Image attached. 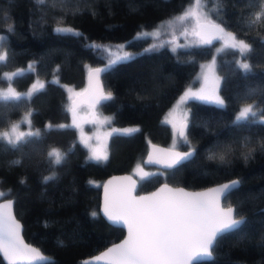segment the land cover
I'll return each mask as SVG.
<instances>
[{"label":"trees","instance_id":"16d2710c","mask_svg":"<svg viewBox=\"0 0 264 264\" xmlns=\"http://www.w3.org/2000/svg\"><path fill=\"white\" fill-rule=\"evenodd\" d=\"M192 1L46 0L36 5L33 0H0V45L6 56L0 60V84L10 80L7 73L23 68L11 78L18 89L43 80L18 100L0 99V190L11 197L26 241L53 258L43 264H81L123 236L124 230L105 220L98 207L101 182L124 171L138 177L140 192L160 182L199 189L238 178L240 185L223 203L233 204L236 216H244L245 222L222 233L212 259L193 264H264V123L234 120L239 106L248 101L264 112V18L248 23L260 11L258 0H201L205 13L251 45L253 52L241 55L226 46L216 51L223 106L186 99L188 124L184 137L177 135V146L193 148L194 156L167 170L150 167L154 171L148 175L135 173L139 166L149 167L142 165L149 142L173 141L164 114L187 85L196 83L199 63L211 59L216 49V40L175 50L164 33L158 38L136 35L185 11ZM68 25L82 35L54 31ZM118 41L126 42L132 55L105 68L102 45ZM238 60H247L250 69H241ZM98 65L105 96L111 93L112 99L97 106L117 125L139 126L131 133L113 132L103 160L89 158L73 126H46L48 121L69 120L71 97L64 84L78 91L88 67ZM26 110L40 135L27 136L14 147L1 131ZM52 149L64 154L61 163L48 156ZM0 264H6L1 257Z\"/></svg>","mask_w":264,"mask_h":264},{"label":"snow or ice","instance_id":"6c2138e0","mask_svg":"<svg viewBox=\"0 0 264 264\" xmlns=\"http://www.w3.org/2000/svg\"><path fill=\"white\" fill-rule=\"evenodd\" d=\"M33 2L36 5H44L46 0H33ZM258 3L260 11L255 13L254 19L248 22L249 25L255 24L264 18V0H258ZM196 4L199 6L200 0H196ZM192 15H195V13L187 11L183 15L176 17V19L185 20ZM211 27L226 36V47L238 49L241 55H249L253 52L251 45L244 40H238L233 33H225L220 25L212 24ZM11 30L10 28L9 31ZM54 31L74 36L82 35L70 27H57ZM2 39L3 37L0 36V40ZM89 47L100 48L97 45H90ZM120 47L123 48L124 46L121 45ZM131 55L125 52L122 56H117L116 59H109L105 68H110L118 62L126 61ZM4 59H6V56L0 55V60ZM239 67L248 71L250 64L240 63ZM101 71L102 69H96L97 73ZM33 87L35 89V86ZM187 95L186 93L184 97H181V100H184ZM19 98L20 94L13 89H9L7 93H0V99L4 101L18 100ZM110 99H112L111 93L100 97V100ZM215 102L220 105L224 104L223 99L218 96L215 97ZM257 115L262 117L261 123H264V112H258L254 108V104H248L239 111L236 120H248L249 118H255ZM13 131H15V126H13ZM125 131L132 132L135 130L129 129ZM180 134L181 136L184 135L183 130H181ZM4 135L8 144L15 147L24 141L27 136H39L40 133L38 131L35 133H20L15 139L8 136V134ZM261 146L264 147V144ZM193 152L194 150H190L177 154L168 167H173L187 160L193 155ZM63 155L58 149H52L48 153L49 157L54 158L52 162L56 164L61 163ZM210 158H215V156ZM224 158V155L219 157L220 160H224ZM91 159H107V155L94 152ZM13 163L19 162L15 161ZM49 179L51 177H45V180ZM239 184L240 181L233 180L218 188L211 189L210 191L215 193L211 202L201 199L202 194L188 197V194L180 189L176 190L174 196L170 198L153 200L146 204L141 203L149 200V198L145 197H141L140 202L127 201L122 204L118 211L112 208L106 196L104 215L112 223H119L123 220L127 224L129 231L127 240L107 250L105 255L111 257L109 264H186L187 260H191L196 256L203 255L211 258L213 245L221 234L234 230L245 222L244 217L235 218V209L229 207L227 210H223L219 207V201L230 195ZM165 190L168 192L173 191L168 189L167 185L161 189L162 192ZM155 195L153 194V196ZM10 205L11 202H9ZM92 215L96 216L97 213L93 212ZM19 228L20 225L14 219L9 218L6 221L4 213L0 212V253L10 258L9 264H16L15 258L26 254H32L29 264L45 259L40 256L36 249L21 246L18 238Z\"/></svg>","mask_w":264,"mask_h":264},{"label":"rangeland","instance_id":"374dc122","mask_svg":"<svg viewBox=\"0 0 264 264\" xmlns=\"http://www.w3.org/2000/svg\"><path fill=\"white\" fill-rule=\"evenodd\" d=\"M187 11H192L195 15L189 16L185 20H178L176 17L183 15ZM206 20L207 22L215 21L211 19L203 9L202 2L200 0L199 6L196 4V0H193L188 8L185 11L180 12V14L176 16H172L167 20H162L156 27H150L149 29H140L136 36L143 35V36H153V38H158L157 36L160 33H164L167 37L169 42V47L172 49L181 48L182 46H191L192 44H203L201 38L196 35L197 23L199 21ZM69 27V25L67 26ZM72 28V27H70ZM74 29V28H72ZM75 30V29H74ZM225 33H229L225 30ZM3 37V34H0ZM237 38V37H236ZM239 40V38H237ZM1 42V40H0ZM123 45L124 47L121 48L120 46ZM226 46V36L222 34L221 38L218 40L216 39L215 44V51L211 59H205L199 63V67L196 73V83L194 85H187L179 96L174 100V104H172L169 109L166 110L163 121L167 122L172 130L173 141L170 143L171 147L177 146V130L180 125V122L185 120L188 115V109L186 106V99L187 98H199V100H207L210 103L215 102V97L218 96L219 98L223 99L220 96L217 84L220 81V76L217 69L214 67L215 61V54L217 50L223 49ZM103 51L106 55V63H108L109 59H116L117 56H122L125 52L130 53V49L126 48V42L118 41V43H108L102 45ZM132 53V52H131ZM130 53V54H131ZM5 50L0 45V55H4ZM238 63H247V60H238ZM105 66V65H104ZM24 69V68H23ZM23 69H14L9 74L7 73L8 80L4 84H0V93H7L9 89H13L18 94H26L32 93L36 90L37 87L43 84V80L38 79L35 83L28 86L25 90H20L16 86L13 85L11 82V78L14 74L20 73ZM6 73V72H5ZM6 75V74H5ZM35 86V89L34 87ZM66 87L67 92L70 94V97L73 96L77 91L69 83L64 84ZM188 94L184 100H181V97H184L185 94ZM204 97V98H201ZM224 103L225 100L223 99ZM218 104V103H217ZM248 104H254L252 101H248L243 103L239 106L238 111L234 114V120H236L239 111ZM224 105V104H223ZM221 105V106H223ZM254 108L259 111V109L254 105ZM110 113L104 112L101 109V106H87L84 104H80L78 109H71L70 117L68 121H59V123H52L49 122L46 124L52 126H73L77 132V138L80 142H83L88 150V156L91 159L94 152H98L100 154L108 155V139L109 136L113 133H123L126 132L125 130L129 129H138V125L136 123L133 124H122L117 125L112 122V118ZM252 119H262L260 115H257L255 118ZM30 113L29 110L22 112V114L17 117L13 122H11L8 126H6L1 132L2 137L6 140L4 134H8L13 139L20 133H28V132H37L35 128L31 126L30 123ZM13 126H15V131H13ZM133 132V131H132ZM131 133V132H126ZM103 160V159H102ZM156 168V167H155ZM139 169V170H138ZM135 173L141 177L146 173H151L154 170L150 169V167L141 166L137 167ZM0 194L3 195L2 191L0 190Z\"/></svg>","mask_w":264,"mask_h":264},{"label":"water","instance_id":"95a60500","mask_svg":"<svg viewBox=\"0 0 264 264\" xmlns=\"http://www.w3.org/2000/svg\"><path fill=\"white\" fill-rule=\"evenodd\" d=\"M212 24L220 25L221 28L224 29V26L216 21L207 22L206 20L199 21L197 23V30L196 35L201 38L202 42L209 44L212 43L214 40H218L221 38L222 33H219L215 29L211 27ZM96 69H102L100 65L98 66H89L86 75H85V82L84 87L79 89L73 96L70 98V106L73 110L78 109L80 104H84L87 106H97L100 101V97L105 96L104 91V85L102 83V79L100 77L101 72L97 73ZM99 101V102H98ZM187 119L180 122V125L177 130V134L180 138H183L185 135V129L187 125ZM181 130H183L184 135L181 136ZM147 149L144 154V158L142 159V165L143 166H149V167H159L162 170H167L169 168L176 167L177 165L173 167H168V165L171 163V161L175 158L177 154L185 153L190 150H194L191 147H187L186 149H182L178 146L171 147L169 144H161L157 141L155 142H149L147 145ZM195 152V150H194ZM194 152L193 155L194 156ZM191 156V157H192ZM190 158V157H189ZM186 161V160H185ZM182 161L181 163H183ZM180 163V164H181ZM233 180H238V178H230L227 180H221L220 182H217L215 184H210L208 187H199V189H193V188H187L184 186H181V184L178 185H172L169 182H160L157 184V186L154 189L147 190L146 192H140L137 191L139 179L138 177L132 173H129V171H124L122 173L115 172L114 174L106 176L104 178V181L100 184V201H99V207L98 211L99 214L108 221L107 217L104 215V208H105V199L106 196L110 202V205L114 210H119L127 201H136L140 202L141 197L149 198V200L141 202L142 204L150 203L153 200H161L166 199L174 196L176 193V190L182 189L184 193L188 194V197H194L197 194H202L201 199H205L209 202H211L215 196V193L211 192V189L218 188L219 186L223 184H227ZM167 185L168 189L173 190L172 192H168L167 190L161 191V189L164 188V186ZM240 185V184H239ZM153 194H156L153 196ZM9 202H11V205L9 206ZM0 212H3L5 215V220L8 221L9 218L14 219L19 225L20 228L18 230V238L21 246H27L28 248L36 249L37 252L40 254V256L44 257L43 260H38L33 262V264H43L45 261H52L53 258L47 253H43L36 245H32L26 241V238L23 234V224L22 221H20L14 212L13 202L11 197H5L0 196ZM219 207L220 209L227 210L229 207L235 209V206L232 205H224L223 198L219 201ZM244 216H236L235 212V218L239 219ZM110 222V221H108ZM111 225H118L124 230V234L122 237L117 239V241L113 242L112 244H108L104 249L97 251V253L93 255L86 256V258H83L81 260V264H109V261L111 259L110 256L105 255L107 253V250L109 248H112L114 245H118L123 243L125 240L129 237V231L127 224L121 220L119 223H112ZM240 227V226H238ZM222 235V234H221ZM213 250V249H212ZM32 254H26L21 257H17L16 264H29V261L31 260ZM1 259L6 263L9 264L10 258L5 257L2 253H0ZM213 257V255H212ZM212 257L207 256H196L191 260H187L186 264H193L194 262H202L203 260H210ZM99 258V260H97Z\"/></svg>","mask_w":264,"mask_h":264}]
</instances>
